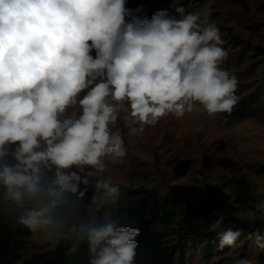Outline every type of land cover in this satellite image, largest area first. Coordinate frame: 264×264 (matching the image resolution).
Returning a JSON list of instances; mask_svg holds the SVG:
<instances>
[{
  "label": "clouds",
  "instance_id": "1",
  "mask_svg": "<svg viewBox=\"0 0 264 264\" xmlns=\"http://www.w3.org/2000/svg\"><path fill=\"white\" fill-rule=\"evenodd\" d=\"M127 3L0 0V185L32 233L53 225L68 194L82 198L81 185L105 171L106 159L124 162V135L113 131L118 120L128 137H139L162 117L183 118L198 107L210 117L231 115L238 102L210 2L202 11L176 7L178 18L159 10L151 19L137 15L142 5ZM46 171L53 173L48 183ZM95 189L102 205L121 197L110 179H96ZM257 207L264 212V202ZM81 233L89 264H134L139 228L107 213ZM217 235L223 249L242 230ZM247 238L264 248L259 229Z\"/></svg>",
  "mask_w": 264,
  "mask_h": 264
},
{
  "label": "rangeland",
  "instance_id": "2",
  "mask_svg": "<svg viewBox=\"0 0 264 264\" xmlns=\"http://www.w3.org/2000/svg\"><path fill=\"white\" fill-rule=\"evenodd\" d=\"M211 3V22L219 28L228 59L223 68L238 80L236 95L247 103L246 115L234 125H220L222 114L208 116L198 107L183 118L162 117L157 125L147 126L139 137H128L123 120H118L113 131L124 135L127 155L123 163L112 164L106 159L103 173L81 185L86 194H68L60 203L71 210L77 225L98 222L101 192L95 189L96 179H110L120 187L121 197L116 205L128 200L130 187L145 186L166 193L169 184L184 183L205 188L208 183L223 185L233 175L248 176L252 203L248 212L236 203L239 216L264 217L258 205L264 202V175L259 165L264 164V0H128L127 4L142 5L146 9L166 10L177 16L176 7L186 12L203 10ZM240 42L237 43L236 39ZM71 109L69 110V114ZM53 173L44 175L51 179ZM95 197V199H93ZM3 197L1 206H7ZM177 226L183 227L180 220ZM252 231H242L234 246L216 253L210 261L204 259V243L184 241L183 264H264V248L248 239ZM65 233L41 232L25 237L27 246L19 259L28 263L52 248ZM174 233L165 237V243L175 244ZM177 252L171 264H178Z\"/></svg>",
  "mask_w": 264,
  "mask_h": 264
},
{
  "label": "trees",
  "instance_id": "3",
  "mask_svg": "<svg viewBox=\"0 0 264 264\" xmlns=\"http://www.w3.org/2000/svg\"><path fill=\"white\" fill-rule=\"evenodd\" d=\"M138 6L127 4L133 9ZM157 11L143 7L137 15L141 19H151ZM247 109V103L239 100L231 115L222 114L220 125H234L246 115ZM259 172L264 175V164L259 165ZM49 174L52 172H45V175ZM49 181L44 177L45 183ZM128 192L130 196L124 203L103 205L98 211L97 223H103L105 215L110 213L122 224L140 229L134 264H171L177 252L180 253L178 264H183L182 252L187 240L193 244L204 243V259L210 261L216 253L223 254L229 249L228 246L219 247L217 232L232 228L252 232L259 229L264 233V217L237 214L236 203L245 212L249 211L252 203L251 184L246 175L235 174L223 185L208 183L205 188L176 183L169 184L163 194L145 186L130 187ZM3 197L4 190L0 185V264H21L19 259L27 246L25 237L59 231L65 236L45 253L25 264H89L87 240L81 238V227L69 208L60 204L53 213V225L48 230L32 233L18 222V205L8 201L7 206H1ZM220 216L224 217L221 227L211 231L209 226ZM179 220L183 222V227L176 225ZM169 233H174L177 239L173 245L165 243Z\"/></svg>",
  "mask_w": 264,
  "mask_h": 264
}]
</instances>
